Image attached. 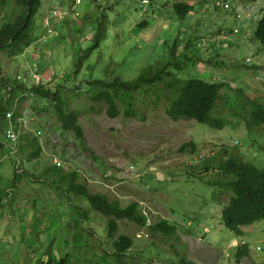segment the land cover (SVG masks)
Here are the masks:
<instances>
[{
  "label": "rangeland",
  "instance_id": "1",
  "mask_svg": "<svg viewBox=\"0 0 264 264\" xmlns=\"http://www.w3.org/2000/svg\"><path fill=\"white\" fill-rule=\"evenodd\" d=\"M142 1L82 0L73 9L74 0H42L31 46L16 56L0 50V77L13 89L7 109H23L16 122L6 116L0 120V264H49L50 258L60 260L72 250L67 240L73 234L69 223L77 214L42 182L44 169L57 163L66 171H78L93 192L117 197L123 205L139 202L149 224L166 220L176 227L171 238L149 231L146 237L145 228L119 222L120 234L134 235L130 254L145 264H172L178 255L197 264H264V220L244 226L241 236L231 232L222 222L224 204L213 198L218 189L209 184L220 177L219 171L205 170L206 164L216 165L231 152L264 167V126L249 131L247 121L237 116L241 111L248 118L251 100L264 103V44L254 36L264 0H222L229 4L227 9L215 6V0ZM179 2L194 6L183 19L173 9ZM14 7V0H6L0 23ZM103 13L108 18L106 39L74 76L78 57L92 45L95 19ZM173 45L175 57L170 56ZM168 61L181 64L180 69L170 70L182 78L227 83L216 111L227 121L221 130L192 119L172 120L161 100L151 101L156 98L153 91L150 97H139L148 102L143 120L127 117L123 111L110 118L105 109L91 110L85 98L89 80L109 81L119 75L132 81L148 65ZM18 84L28 89L59 87L66 99L83 110L85 147L93 155L59 127L51 100L17 89ZM237 89L249 99L238 112L224 102V96H234ZM10 124L19 134L17 144L5 137ZM33 138L42 153L29 161L27 145ZM189 142L195 151L192 147L182 151ZM73 200L88 211L82 227L95 231L109 249L107 218L89 211L83 199ZM243 244L249 254L237 260ZM82 256L92 255L83 248Z\"/></svg>",
  "mask_w": 264,
  "mask_h": 264
},
{
  "label": "trees",
  "instance_id": "2",
  "mask_svg": "<svg viewBox=\"0 0 264 264\" xmlns=\"http://www.w3.org/2000/svg\"><path fill=\"white\" fill-rule=\"evenodd\" d=\"M142 1L143 4L148 3ZM257 0H248L256 2ZM6 0H0V13L5 6ZM15 7L10 15L0 23V50H5L14 56L21 53L25 48L34 42L35 18L38 15L42 0H14ZM173 9L178 18H185L193 11L194 6L187 2L174 3ZM108 18L106 14H101L95 19V33L92 45L78 57L75 63L73 75L77 76L87 61L93 50L100 47L102 41L106 39L108 31ZM145 23H141L144 26ZM254 36L264 44V11L262 17L257 22ZM176 46L170 49V56L175 57ZM174 66L177 70L181 68L180 63L173 64L168 61L163 64H152L143 68L139 76L132 81H125L119 75L111 80L96 78L87 82L88 88L85 98L91 104V110L95 107L105 109L110 118L118 117L123 111L127 117H135L143 120L145 118L144 109L148 107V102L140 99L150 97L153 91L155 99L153 103L162 101L164 111L168 117L177 121L179 119H192L198 123L209 126L214 131L221 130L227 123L222 114L216 111L222 103V89L227 87L223 82H207L198 78H182L178 72L170 70ZM17 89L28 91L32 95L40 98H48L52 101L53 117L59 127L66 132H71L79 141L82 149H88L93 155V151L86 148V138L83 127L80 123L83 110L75 107L71 101L66 99L59 87L51 90L44 85L27 88L24 84H18ZM6 90L7 94L3 95ZM12 88L0 77V120L8 113V98L12 94ZM141 92L143 94H141ZM227 108H237L245 105L249 101L244 97L241 89L234 92V96H224ZM143 103L145 104H142ZM248 118H245L240 111L237 116L247 121L248 130L258 126H264V103L251 100L249 103ZM23 109L15 107L12 112L11 121L16 122L22 117ZM10 112V111H9ZM48 113V109H46ZM192 147L193 142L182 145V151ZM28 157L33 160L40 157L42 147L38 139L28 140ZM225 150V149H223ZM264 150V148H263ZM215 168L219 171L220 177L209 182L218 189L213 193V198L222 202L221 218L223 224L235 235L241 236L244 226H250L254 222L264 220V167H258L253 163L241 158L239 153L231 152L225 160L219 161L216 165H205V170ZM45 178L42 182L53 190L55 195L65 201L69 208L74 209L73 213L77 217L71 216L72 237L67 238L72 250L69 255L60 260L50 258L49 264H145L144 259L130 254L134 244V235L120 234V221L127 220L139 228H145L151 234H161L166 237H173L176 234V227L166 220H159L153 224H148V217L140 208V203L131 201L123 205L117 197H111L106 193L93 192L89 188L87 181L82 178L78 171H66L60 166H47L44 169ZM73 197L83 199L91 212H97L107 218V237L110 240V248L103 247L102 239L92 229L82 227L80 222L88 219V211L79 208ZM78 207V208H77ZM76 208V209H75ZM69 237V236H67ZM86 248V253L92 256H82V249ZM249 247L247 244L240 246L236 252L237 260L248 256ZM87 255V254H86ZM70 256L74 261H70ZM72 258V259H73ZM71 259V260H72ZM54 261V262H53ZM172 264H197L187 256L178 255V260Z\"/></svg>",
  "mask_w": 264,
  "mask_h": 264
},
{
  "label": "built area",
  "instance_id": "3",
  "mask_svg": "<svg viewBox=\"0 0 264 264\" xmlns=\"http://www.w3.org/2000/svg\"><path fill=\"white\" fill-rule=\"evenodd\" d=\"M82 2V0H74V3H73V5H72V7H73V9L77 6V5H79L80 3ZM144 2H147L146 0H144ZM215 6H217V7H223V8H225V9H227V8H229V4L228 3H226L225 1H222V0H215ZM72 9V10H73ZM74 11V10H73ZM75 12V11H74ZM63 14H62V18H65V15L67 14L65 11L64 12H62ZM65 14V15H64ZM237 17H239L240 18V15L238 14L237 15ZM235 32L237 33L238 31L237 30H235ZM19 78V77H18ZM6 117H7V119L10 121L11 120V118H12V112H8L7 114H6ZM5 137L7 138V140L10 142V143H12V144H17V142H18V140H19V134H18V132L11 126V124H10V126L7 128V129H5ZM57 165L58 166H60V163H57ZM149 224V223H148ZM144 233L142 232V233H139L137 236L138 237H142V235H143ZM144 236H148L147 235V233L146 234H144ZM258 249H260V247H258Z\"/></svg>",
  "mask_w": 264,
  "mask_h": 264
},
{
  "label": "crops",
  "instance_id": "4",
  "mask_svg": "<svg viewBox=\"0 0 264 264\" xmlns=\"http://www.w3.org/2000/svg\"><path fill=\"white\" fill-rule=\"evenodd\" d=\"M249 25V23L248 22H246V27Z\"/></svg>",
  "mask_w": 264,
  "mask_h": 264
}]
</instances>
